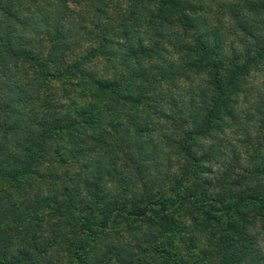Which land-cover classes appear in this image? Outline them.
<instances>
[{
  "label": "trees",
  "instance_id": "16d2710c",
  "mask_svg": "<svg viewBox=\"0 0 264 264\" xmlns=\"http://www.w3.org/2000/svg\"><path fill=\"white\" fill-rule=\"evenodd\" d=\"M117 3L0 0V184L4 185L0 190V264H145L146 249L137 251L142 246L136 240L120 235L116 242L110 238L106 247L102 241L122 226L135 239L137 233L128 229L135 222L158 223L173 208L186 205L192 212L208 206L216 214L226 264H260L251 231L245 227L255 222L251 210L264 222V188H250L244 199L236 195L227 199L223 193V200H213L218 205L210 204L202 186L214 185L208 177L213 172L199 163L197 151L191 149L199 147L202 139H211L221 118L239 117L232 108L238 94L258 98L264 105V88L247 87L250 80H264V0H131L127 8ZM114 5L121 13L120 30L112 27L110 6ZM84 10L99 18L98 23L93 19L91 28ZM225 13L228 23L219 18ZM144 21L149 29L155 27L151 35L158 39L152 46L140 35L139 24ZM173 27L178 28L174 40L165 32ZM161 39L177 51V59L160 46ZM180 74L191 83L193 77H200L196 93L176 94L165 88ZM57 81L63 82L62 93H49ZM143 107L147 114L139 113ZM127 109L132 113L124 116L135 133L128 127L126 140L117 149H135L130 159L146 155L152 145L148 131L158 121L149 118V110L155 117L172 121L175 116L190 126L184 131L182 148L178 145L179 154L191 160L190 169L183 168L186 178L175 179L173 199L154 198L148 188L153 176L146 180L143 164L136 166V179L142 183L139 195L130 193L126 180L120 186L121 198L107 192L98 168L102 176L93 188L91 180H84L86 197L80 181L76 182V178L82 180L83 169L94 168V158H87L93 150L90 138L105 145L102 136L108 130L122 133L124 116L116 123L113 120ZM253 116L246 112L242 118L249 122ZM261 122L263 130L264 119ZM67 137L85 147L75 150L76 163L83 161L76 178L63 183L58 174L62 167L58 163L67 161L61 160L63 150L52 151L59 158L51 163L53 170L42 167L56 139L64 142ZM162 162H156L157 167H165ZM35 177L50 178V182L35 189ZM232 184L240 186L227 183ZM192 186L195 190L189 192ZM27 201L30 205H25ZM51 218L56 221L50 222Z\"/></svg>",
  "mask_w": 264,
  "mask_h": 264
},
{
  "label": "rangeland",
  "instance_id": "374dc122",
  "mask_svg": "<svg viewBox=\"0 0 264 264\" xmlns=\"http://www.w3.org/2000/svg\"><path fill=\"white\" fill-rule=\"evenodd\" d=\"M115 1L118 2L117 5L122 8H127L131 2V0ZM218 2L222 3L223 0H218ZM115 7V5L110 6L113 21L112 27L116 30H120L121 18L119 16L121 13L119 10H116ZM138 8L139 6L135 8L137 12ZM215 9L217 10V7H214V10ZM232 10L235 12V8ZM83 14H89L87 20H85L88 28L92 27L94 18H96L97 23L99 22V18L95 17L93 12L84 10ZM217 16L219 15L217 14ZM217 16L214 18H218ZM219 18H224L225 20L223 19V22L228 23L229 18L226 13ZM137 19L140 22L141 15ZM103 22L105 23L106 21L103 20ZM142 24L144 25L141 26ZM171 28L166 29L165 32L167 33L168 39L174 40V33L178 28ZM154 29L155 27L149 29L147 24H145V21L144 23L139 24V30H141L140 35H144L145 42L148 46H152L158 39L154 34L151 35V33L154 32ZM222 32L224 33L225 30ZM159 44L160 46H165V48H167L169 54L173 56L172 59H177V51L171 48L168 45V42L161 39ZM102 62L103 60H101V63ZM100 66L102 67V64H100ZM181 77L183 76L180 74V76L170 79L168 81L169 84L167 83L165 88H170L171 92L176 94L181 92L196 93L198 86L200 85V77H193L195 78V81L192 83L190 80L182 79ZM263 81L264 80L260 77L255 80H250L247 87L252 88L262 86L264 88ZM50 87H54L53 91L52 89L49 91V93L54 92V95L55 93L57 95L61 94L64 89L62 81L54 82ZM41 94L44 96L45 91ZM263 107V103H259L258 98L250 100L243 96V93L238 94L237 100L232 108L237 114L238 112L240 113L239 117L233 121L231 119H225L224 121V119L221 118L223 121L219 124L211 139L206 142L202 139L203 142H201L199 147H192V153L197 151L199 163H201L204 168H210L213 172V174L208 177L214 180V185L202 186L207 189L204 196L211 198L210 204L218 205L219 203H215L213 200H223V197H225V194L223 193H226L228 196L227 199L232 198L233 195L244 199L252 192H249L250 188L255 189V187H258L257 190L263 191V189H259V187L262 186V188H264V128L262 130L263 124L261 122L264 119V115H261L263 116L261 117L256 114L257 110L262 112ZM185 109H189V104ZM140 112L147 114L144 107L139 113ZM246 112L255 115L249 122L247 121L249 120L248 118H242ZM131 113L132 112L127 109L121 116H118L113 120V122L116 123L120 121L124 115ZM148 114L151 116L149 118L152 121H158V123L153 124L148 131V137L152 140V145L149 148L150 153L149 151H146V155H137L136 158L130 159L131 153L135 149H132L131 151L127 148L117 149L118 145L125 142L126 135L124 134V131H126L128 127H130V130L135 133L133 126H129L128 124V118L124 116L122 124L120 125V132L122 133L116 135L108 130L109 133H105L104 136H102L106 143L105 145L90 138L88 145L92 147L93 150L87 155V158H94L91 164L94 165V168L90 167L87 170L83 169L82 171H84V175H82V180L76 178V172L80 169L79 165H82L83 161L76 163L74 154L77 148L85 146L83 144H73L70 137H67L64 142L56 139V145L50 150L47 163L45 162L42 168L47 170L48 167L50 171L53 170L51 163L55 164L54 161L59 158L56 154H52V151L59 147L63 150L61 160H67L64 163H58L62 166L59 169L58 174L62 178L63 183L66 180H70L72 177H74V179L76 178V182L80 181V188H82L83 194L86 197L87 188L85 187L84 180H91L92 184L90 187L93 188V182L99 180L98 178L99 176H102L100 174L102 172L104 174L102 177L103 182H105L104 188L107 192L111 191L114 195L118 194L121 198L123 192L121 191L120 186L125 180L126 183L129 184V190L132 195L140 194L142 183L136 179L138 174L136 166L143 164L145 167L143 170L145 171L146 180L153 176V181H149L152 185L148 188L153 192L154 198H160L161 200H164L165 198L173 199L175 196L174 190H176L175 179L186 178L187 173L183 168H187V170L190 169L191 160L180 155L178 147L180 146V148H182L183 139H185L184 131L190 130L191 128L189 125L183 124L182 121H179L175 116H172L174 119L171 121L163 117H155V115H151V110L148 111ZM218 128H220V130H218ZM84 130L86 134L91 132L87 127L84 128ZM246 130L250 133H246ZM135 140L136 138H133L132 142H135ZM155 145L157 148H155ZM68 151H71L70 155L65 153ZM146 156H149L150 158ZM161 159L165 162V167L160 168L157 167L156 162ZM97 168L100 170V173L97 171ZM260 170L262 173H259ZM109 175L113 178L109 177ZM206 177L207 176H203V178ZM32 181H34L36 189L38 186H43V183L47 184L50 182V178L44 180V178L35 177ZM233 181L235 184H240V186L238 185V187H234L235 185L233 184V186L227 185V183H232ZM255 183L258 185H255ZM3 188L4 185L0 184V190H4ZM49 188L50 187L48 186L47 190L44 189L42 194L44 195L48 193ZM194 190L195 189L192 186L190 187L189 192H194ZM198 191H201V189ZM201 199H203V197ZM203 200L206 199L204 198ZM224 200L227 202L226 199ZM27 204L30 205V202L27 201L25 205ZM173 210L174 212L171 213L172 211H169L167 217L163 220H157L158 223L151 220L135 222L128 228L132 232L137 233L135 239L128 234L125 226H122L120 232H109V236L102 241L104 247H106L110 238H112L111 242H116L119 236L122 235L126 238L128 237V240L131 242L136 240V243L141 244L142 247L138 246L137 251L146 249L144 256L145 264H226V262H229L225 261V259H227L225 255L226 253L225 251L223 252L220 250L221 247H219L222 229L217 222L218 219H215L216 214L211 212L208 206L202 211L193 210L192 212L188 205L183 206L180 209L173 208ZM249 211L250 210H247V212ZM249 214L255 218V222L252 221V224L246 225L245 228H248L251 231L254 245L257 248V258H261L262 260L260 261V264H264V222L260 217H257L254 210H251ZM53 221L55 222L56 220L51 218L50 222ZM222 221L224 227L227 228L229 225H225V223H228L226 218L222 219ZM241 222L244 223L245 219L242 218ZM238 223L240 224V220ZM225 228L223 229L225 230ZM252 263L253 261L250 262V264Z\"/></svg>",
  "mask_w": 264,
  "mask_h": 264
}]
</instances>
